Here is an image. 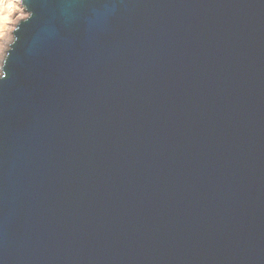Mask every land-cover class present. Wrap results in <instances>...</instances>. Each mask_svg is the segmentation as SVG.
Masks as SVG:
<instances>
[{
  "label": "water",
  "instance_id": "obj_1",
  "mask_svg": "<svg viewBox=\"0 0 264 264\" xmlns=\"http://www.w3.org/2000/svg\"><path fill=\"white\" fill-rule=\"evenodd\" d=\"M21 2L0 264H264V0Z\"/></svg>",
  "mask_w": 264,
  "mask_h": 264
},
{
  "label": "bare ground",
  "instance_id": "obj_2",
  "mask_svg": "<svg viewBox=\"0 0 264 264\" xmlns=\"http://www.w3.org/2000/svg\"><path fill=\"white\" fill-rule=\"evenodd\" d=\"M21 4V0H0V65L9 44H11L12 21L17 15L21 14Z\"/></svg>",
  "mask_w": 264,
  "mask_h": 264
},
{
  "label": "rangeland",
  "instance_id": "obj_3",
  "mask_svg": "<svg viewBox=\"0 0 264 264\" xmlns=\"http://www.w3.org/2000/svg\"><path fill=\"white\" fill-rule=\"evenodd\" d=\"M21 7H22V12H21V14H19V15H17L14 19H13V23H12V28H11V31H10V33H11V42H12V40H13V31H14V29H15V27L18 25V23L20 22V20H24L25 18H27V16H28V14H27V12H26V10H25V8L22 6V4H21ZM20 16V17H19ZM10 42V43H11ZM10 45V44H9ZM7 46V45H6ZM9 47V46H8ZM6 49H7V47H6ZM9 49V48H8ZM7 49V50H8ZM6 50V51H7ZM1 57V56H0ZM3 61V60H2ZM1 66H2V63H1V65H0V74H1Z\"/></svg>",
  "mask_w": 264,
  "mask_h": 264
}]
</instances>
